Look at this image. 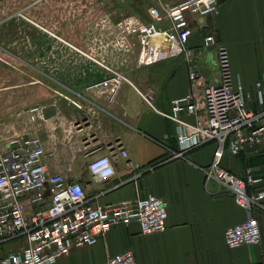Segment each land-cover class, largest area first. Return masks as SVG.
Returning a JSON list of instances; mask_svg holds the SVG:
<instances>
[{"label":"crops","instance_id":"1","mask_svg":"<svg viewBox=\"0 0 264 264\" xmlns=\"http://www.w3.org/2000/svg\"><path fill=\"white\" fill-rule=\"evenodd\" d=\"M165 1L178 0L63 3L61 11L69 15V36L62 55L53 57L47 69L36 65L41 76L60 80L45 87L47 95L37 103L42 108L55 105L54 116L35 122L45 148L57 152L54 160L43 158L47 173L61 172L81 183L89 201L118 203L154 195L163 199L167 213L166 227L161 231L144 234L136 221L113 226L95 244L74 248L53 264H102L107 257L126 250L133 252L135 264H264L263 209H254L260 243L234 248L225 244L226 229L242 222L246 213L216 182L204 184L200 167L211 162L215 143L162 162L167 155L165 147L177 148L176 124L165 114L172 112L173 99L190 91L189 67L203 72L206 83L218 82L216 52L213 46H202L204 36L213 34L226 47L235 82L253 91L256 81H264V0H217L218 13L192 22L193 32L187 41L192 50L189 59L180 55L139 65L136 52L120 58L108 54L111 51L105 46L117 34L116 24L123 16L149 22L148 8ZM56 7L52 0L51 15L57 12ZM88 55L104 60L105 66ZM106 67L121 71L129 80L112 102L88 88L109 75ZM148 90L153 92L151 104L139 94ZM25 109L14 117L22 123L17 124L18 129L8 124L16 132L30 126ZM180 117L194 122L186 112ZM119 144L127 150V160L114 163L112 176L91 179L87 163ZM220 165L240 177L252 168L254 176L261 178L256 186L264 188V152L259 147H246L235 155L225 151Z\"/></svg>","mask_w":264,"mask_h":264},{"label":"built area","instance_id":"2","mask_svg":"<svg viewBox=\"0 0 264 264\" xmlns=\"http://www.w3.org/2000/svg\"><path fill=\"white\" fill-rule=\"evenodd\" d=\"M218 13L217 0H178L150 6L149 22L123 16L116 24L117 34L106 45L114 57L136 52L137 64H152L184 55L193 32L192 22ZM155 23H161L160 26ZM204 48L214 47L218 82L208 84L205 74L189 67L190 91L171 101L172 112L165 114L176 124V149L165 147L162 162L184 157L188 151L214 142L211 162L200 167L204 184L214 181L245 210L246 218L226 229L225 244L234 248L261 241L254 209L264 210V188L261 180L247 168L243 177L220 165L223 153L235 155L246 147L257 146L264 152V81H256L253 91L235 82L226 47L213 34L204 36ZM88 58L105 66V61ZM97 59V61H96ZM107 77L92 82L94 89L112 102L124 82L125 75L106 67ZM140 96L149 104L152 90ZM255 103V107L252 106ZM181 112L194 117L190 123ZM25 131H14L0 124V264H53L74 248L95 244L113 226L136 221L144 234L165 229L166 206L162 198L147 195L118 203L89 201L81 183L67 179L61 172L47 173L45 156L56 159L54 148L46 149L37 133L35 122L43 119L42 107L32 104L25 109ZM122 145L111 147L108 154L87 163L91 179L104 180L115 173L114 163L127 160ZM129 164V161H126ZM46 193V194H45ZM102 264H135V256L126 250L107 257Z\"/></svg>","mask_w":264,"mask_h":264},{"label":"rangeland","instance_id":"3","mask_svg":"<svg viewBox=\"0 0 264 264\" xmlns=\"http://www.w3.org/2000/svg\"><path fill=\"white\" fill-rule=\"evenodd\" d=\"M53 1L58 5L54 15L52 0H0V124L18 129L22 123H16V112L37 104L47 95L45 87L60 81L41 76L36 68H49L69 36V15L61 8L71 0Z\"/></svg>","mask_w":264,"mask_h":264},{"label":"water","instance_id":"4","mask_svg":"<svg viewBox=\"0 0 264 264\" xmlns=\"http://www.w3.org/2000/svg\"><path fill=\"white\" fill-rule=\"evenodd\" d=\"M157 25V23H155ZM55 114V105H48L42 108V115L44 118H50Z\"/></svg>","mask_w":264,"mask_h":264}]
</instances>
